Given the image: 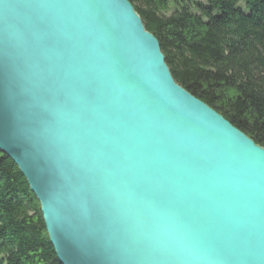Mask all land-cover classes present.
<instances>
[{"label":"water","instance_id":"water-1","mask_svg":"<svg viewBox=\"0 0 264 264\" xmlns=\"http://www.w3.org/2000/svg\"><path fill=\"white\" fill-rule=\"evenodd\" d=\"M0 150L61 264H264V148L128 0H0Z\"/></svg>","mask_w":264,"mask_h":264},{"label":"trees","instance_id":"trees-1","mask_svg":"<svg viewBox=\"0 0 264 264\" xmlns=\"http://www.w3.org/2000/svg\"><path fill=\"white\" fill-rule=\"evenodd\" d=\"M175 81L264 148V0H128ZM0 264H61L41 205L0 150Z\"/></svg>","mask_w":264,"mask_h":264},{"label":"rangeland","instance_id":"rangeland-1","mask_svg":"<svg viewBox=\"0 0 264 264\" xmlns=\"http://www.w3.org/2000/svg\"><path fill=\"white\" fill-rule=\"evenodd\" d=\"M194 1H201V2H204L205 0H194Z\"/></svg>","mask_w":264,"mask_h":264}]
</instances>
